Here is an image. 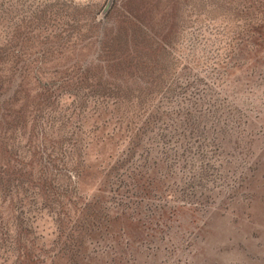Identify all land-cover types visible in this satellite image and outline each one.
Segmentation results:
<instances>
[{
	"label": "rangeland",
	"instance_id": "1",
	"mask_svg": "<svg viewBox=\"0 0 264 264\" xmlns=\"http://www.w3.org/2000/svg\"><path fill=\"white\" fill-rule=\"evenodd\" d=\"M123 1L0 0V48L13 40L15 56L52 58L30 65L38 73L77 70L97 57L95 24L108 35ZM194 2L127 0L145 26L166 25L161 38L171 52L159 68L166 83L141 101L151 92L148 81L126 70L115 79L130 88L131 101H93L81 112L75 124L84 169L76 208L90 205L111 220L119 217L72 262L54 213L41 209V199L27 205L42 264H264V44L244 49L226 9L193 26ZM61 101L59 110L71 114L72 99ZM38 128L33 149L49 146ZM5 142L20 154L29 146L27 136ZM14 159L0 150V166ZM59 176V184L69 182ZM0 212L8 216L11 208ZM0 264L11 262L0 258Z\"/></svg>",
	"mask_w": 264,
	"mask_h": 264
},
{
	"label": "trees",
	"instance_id": "2",
	"mask_svg": "<svg viewBox=\"0 0 264 264\" xmlns=\"http://www.w3.org/2000/svg\"><path fill=\"white\" fill-rule=\"evenodd\" d=\"M114 9L115 4L105 16L111 17ZM225 9L238 22V40L244 42V49L257 50L264 44V0H196L193 26L202 23V16L208 19L209 14L218 10L222 13ZM119 11L122 13L118 22L110 25L108 35L101 22L95 24L93 45L97 57L83 63L77 70L38 73L30 70V65L40 61L47 64L53 61L52 58L22 59L20 55L15 56L11 49L13 40L8 42L6 51L0 48V66L8 67L0 69V150L10 159L16 158L14 165L7 161L0 166V208L7 204L11 208L8 216L0 212V258L5 262L43 263L42 249L28 217L31 209H27V205H37L39 199L41 209L56 216L59 238H64V250L72 262L83 254L87 242H92L103 229L107 232L109 224L119 217L116 215L111 220L102 210L90 205L80 210L76 208L74 197L84 167L79 159L81 145L76 131L81 126L75 122L93 101L102 104L112 99L117 104L134 98L126 83L115 79L126 70H133L148 81L151 92L139 97L141 101L154 97L153 93L166 83L167 76L163 78L159 68L163 57L171 52L169 44L161 38L166 25L161 30L145 26L130 9L127 10V0L122 2ZM179 12H175L174 21L180 20ZM85 40L87 45L92 44V38L86 37ZM148 68L150 71H144ZM26 85L30 86L29 94ZM66 96L72 99L74 106L69 115L59 110L61 100ZM149 124L147 121L145 126ZM38 125L44 131L42 144L48 142L49 146L33 149L32 141L40 132ZM14 135L27 136L26 146H29L25 147V154H20L15 144L5 142ZM17 154L22 161L19 168L15 165ZM36 155H39L36 161V167L40 166L38 170L33 167ZM64 158L67 159L63 165L65 168L57 169L58 161H64ZM59 173L67 176L69 182L59 184Z\"/></svg>",
	"mask_w": 264,
	"mask_h": 264
}]
</instances>
